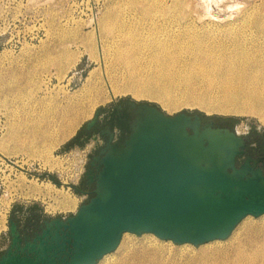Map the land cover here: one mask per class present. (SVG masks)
<instances>
[{"label": "rangeland", "instance_id": "rangeland-1", "mask_svg": "<svg viewBox=\"0 0 264 264\" xmlns=\"http://www.w3.org/2000/svg\"><path fill=\"white\" fill-rule=\"evenodd\" d=\"M161 1L0 0V253L10 240V216L25 223L34 211L49 217L70 215L85 200L72 184L82 176L92 144V140L81 144L80 132L99 109L114 115L118 103L134 101L156 104L170 115L201 113L231 124L250 137L251 144L264 148L263 111L218 109L213 100L226 96L222 86L197 74L187 81V72L180 67L176 77L188 85L181 79L176 82L178 78L158 71L157 63L150 61L149 50L135 58L137 61L116 59L120 41L115 42L109 33V27L122 19L129 28L146 35L144 41L171 35L188 39L194 33H204L209 40L237 44L245 37L257 42L253 46H264V33L257 25V18L263 16L264 20V0ZM150 79L158 86H181L173 88L170 108L159 98L139 93L140 87L134 83ZM261 87L264 85L259 78L257 87L247 88ZM204 96L207 103L201 100ZM256 100L264 109V96L258 95ZM74 117L73 127L67 128ZM56 189L78 199L76 208L61 209ZM237 238L248 247L264 241V214L245 217L227 239L200 245L178 244L151 233L126 232L118 248L98 264H219L225 254L235 255Z\"/></svg>", "mask_w": 264, "mask_h": 264}, {"label": "water", "instance_id": "water-1", "mask_svg": "<svg viewBox=\"0 0 264 264\" xmlns=\"http://www.w3.org/2000/svg\"><path fill=\"white\" fill-rule=\"evenodd\" d=\"M131 105L130 134L109 141L95 158L98 172L87 174L93 195L72 214L46 219L33 236L9 218L0 264H97L126 232L200 245L264 214V171L245 155L248 141L237 129L204 124L201 113Z\"/></svg>", "mask_w": 264, "mask_h": 264}, {"label": "bare ground", "instance_id": "bare-ground-1", "mask_svg": "<svg viewBox=\"0 0 264 264\" xmlns=\"http://www.w3.org/2000/svg\"><path fill=\"white\" fill-rule=\"evenodd\" d=\"M154 2H155V0H154ZM148 3H146V4H148ZM160 3H162V1ZM158 4H159V2H158ZM150 9H152V8H150ZM154 12H155V10H154ZM114 14H116V13H114ZM152 16H154V13ZM262 17L257 18V25L260 27L259 30L261 31V33H264V20L262 19ZM108 18H109V16H108ZM129 18H130V16H129ZM255 22H256V20H255ZM128 23H130V22H128ZM137 24H140V23H137ZM158 27H160V25ZM152 30H153V28H152ZM187 30H189V29H187ZM184 31L182 30V32H184ZM196 32H198V31H196ZM202 32H205V31H202ZM109 33H111L113 35V39L115 40V42L120 41V46L118 48L115 47V49L117 48L116 52H115V54L117 55L116 59L119 58L120 60H123L126 62L133 61L135 58H139L141 56H144L145 50H149L150 51V58H151L150 61L153 60L154 62L157 63V67H159L158 71L160 73L163 71V72L169 73V75L167 77L178 78L175 80L176 82L180 79H181V81H183L184 79L182 80V78L176 77L177 74L175 73L176 70H177V73H179L178 67H180L181 69H184L187 72V75L185 76V77H187V78H185L187 81H189L188 78L192 77L194 74H197V75H202V76L206 77L207 79H209L210 83L217 82L220 85V88L222 86V88L225 90V95H226L220 101H218L216 99L213 100L215 106L217 105L218 109L223 110V111H236V112L248 111V112H252V113L253 112L255 113L257 111H263V114L261 113L262 114L261 119L264 123V109L261 107L262 104L258 103V101L256 100L258 98V95H259V97L264 96V88H262V87L261 88H247L249 85H253L254 87H257V82H258L259 78L262 79L263 85H264V46H262V45L261 46L260 45L253 46V45H256L257 42L252 41L254 39H252L251 41L246 40L244 37L246 34L243 36L244 40L241 41L240 43H237V44H231V42H229L230 44H228L226 42L224 43V42H221L219 40H209V39H207L208 38L207 35L204 33H202V34L194 33L193 35H191V37H188V39H186V38L175 39L174 37L171 38L172 35L170 36V38L163 39V38H160L161 37L160 36L161 34H160L159 35L160 37H158V36L152 37L149 41H144L143 38H145L146 35L144 37L141 33L137 32V30L135 28H134V30L129 28L128 24L126 25V23L122 19L117 20L115 23H113L112 26L109 27ZM144 34H146V32ZM240 34H242V33H240ZM179 36H181V35H179ZM223 40H224V38H223ZM246 41H249V43H247ZM235 42H237V41H235ZM113 45H114V43H113ZM115 49L113 47V50H115ZM113 55H114V52H113ZM146 56H147V54H146ZM150 64H151V62H150ZM146 65L148 66V64H146ZM96 75H97V73H96ZM140 75H142V74H140ZM144 77H146V76H144ZM157 77H158V74H157ZM169 82H171V81H169ZM184 82L185 81H183L182 83L184 84ZM134 84L139 85V87H140L139 93L148 94L150 96L159 98V99L163 100L165 103H167L169 105V108L171 105V101H173V100H171V97L173 95L172 94L173 88L174 89L175 88H178V89L181 88V86H179L178 84H177V86L176 85L175 86H173V85L172 86H166L167 84L163 85V86H158L157 83H154V81H152L151 79L145 81V83H141V81H136V83H134ZM185 84H186V82H185ZM186 85H188V83ZM91 86L93 87V85H91ZM182 87H184V86H182ZM86 88H88V87H86ZM93 89H94V87H93ZM124 91H125V89H124ZM132 91H133V89H132ZM181 91H182V89H181ZM204 91L206 93V90H204ZM217 91H219V90H217ZM120 92H122V91H120ZM219 92H221V91H219ZM91 94H90V96H92ZM221 95L222 94L219 95V98ZM217 96H218V94H217ZM137 97H139V96H137ZM181 97H182V95H181ZM204 97H202L201 100L206 101V103H207V97H205V98ZM194 99L195 98H193V100ZM212 99H214V98H212ZM92 100H94V99H92ZM175 100L178 101V98H176ZM186 101H188V99ZM90 102H91V99H90ZM173 103H175V102H173ZM187 103L189 104V101ZM210 103H211V101H210ZM53 106H54V104H53ZM93 107L95 108V106H93ZM217 107H215V108H217ZM50 109H51V107H50ZM51 111H53V110H51ZM48 113H49V111H48ZM31 115H33V113ZM74 119H75V117L73 119L69 120V122L66 124L67 128L73 127ZM27 123H28V121H27ZM27 123H26V125H27ZM26 127H28V125ZM46 135H48V133ZM47 140H48V138H47ZM51 143H53V142H51ZM45 145H47V144H45ZM46 189L51 190L52 188L50 186H46ZM66 193H64V191L61 189L60 190L56 189V194H57L56 199H57V202L59 204L58 206L61 209L62 208H70V209L76 208L78 199L76 200L74 198V196L73 197L71 195L69 196ZM54 207H56V206H54ZM151 234H153V233H151ZM253 239L254 238H252V240ZM217 240H224V239H217ZM236 240H235V243L233 245V250L235 252V255L233 257H228L229 255L225 254V257L222 258L221 263H219V264H264V241H260V242H256V243L252 242L253 244H251V247H248V245H246V242L244 240L238 239L237 242H236ZM114 251H112V252H114ZM112 252L105 254L101 259H103L106 256L108 257V255ZM205 257L208 258V255H205ZM98 262H97V264H98ZM106 264H108V263H106Z\"/></svg>", "mask_w": 264, "mask_h": 264}, {"label": "flooded vegetation", "instance_id": "flooded-vegetation-1", "mask_svg": "<svg viewBox=\"0 0 264 264\" xmlns=\"http://www.w3.org/2000/svg\"><path fill=\"white\" fill-rule=\"evenodd\" d=\"M97 111L99 114L94 122H92L90 125L88 124L89 121H92L95 118V115L83 126L80 132V135L82 137L80 141L81 144L92 140L91 150L89 151V159L85 161L83 174L80 177L78 183L73 184L75 185L74 189L77 192L83 194L85 198L93 195V191L95 189V181L87 176V174H91L94 176L98 172L99 163L97 160H95V158L101 156V150L107 146L109 141L119 143L123 142L131 132L132 122L134 119L131 101H122L118 103L115 110L116 113L114 115H112V113H102V109H99ZM202 119L204 124L209 121H213L219 126L230 127L234 129L231 124L220 122L217 118H206L202 115ZM245 137L248 141L245 155H251L252 157L257 159L258 165H260L264 171V148L260 147V144H251L250 137ZM93 161H95L94 165H92ZM11 217L15 216H10L9 218ZM15 218L19 220L18 217ZM48 218L50 217L41 214L38 215L34 211L31 213L25 223H22L19 220L20 229L23 236H33L35 232L39 230L40 225ZM9 243L10 240L6 247L2 250V252L7 248Z\"/></svg>", "mask_w": 264, "mask_h": 264}, {"label": "trees", "instance_id": "trees-1", "mask_svg": "<svg viewBox=\"0 0 264 264\" xmlns=\"http://www.w3.org/2000/svg\"><path fill=\"white\" fill-rule=\"evenodd\" d=\"M203 116H204V114H203Z\"/></svg>", "mask_w": 264, "mask_h": 264}]
</instances>
